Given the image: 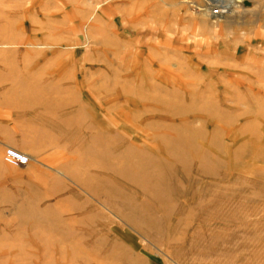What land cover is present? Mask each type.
Masks as SVG:
<instances>
[{
  "label": "rangeland",
  "instance_id": "obj_1",
  "mask_svg": "<svg viewBox=\"0 0 264 264\" xmlns=\"http://www.w3.org/2000/svg\"><path fill=\"white\" fill-rule=\"evenodd\" d=\"M209 3L0 0V264H264V0Z\"/></svg>",
  "mask_w": 264,
  "mask_h": 264
},
{
  "label": "built area",
  "instance_id": "obj_2",
  "mask_svg": "<svg viewBox=\"0 0 264 264\" xmlns=\"http://www.w3.org/2000/svg\"><path fill=\"white\" fill-rule=\"evenodd\" d=\"M214 4V3H212ZM220 9L216 8L213 5V10L212 13L213 15H217L219 13ZM4 158L11 163H14L16 165H20V164H25L27 162V157L20 153L19 151L11 148V147H6L4 149Z\"/></svg>",
  "mask_w": 264,
  "mask_h": 264
},
{
  "label": "bare ground",
  "instance_id": "obj_3",
  "mask_svg": "<svg viewBox=\"0 0 264 264\" xmlns=\"http://www.w3.org/2000/svg\"><path fill=\"white\" fill-rule=\"evenodd\" d=\"M212 3H214V4H212ZM231 3H233V0H210V3L207 4L206 8H208L209 13L211 15H213L212 10H213V5H214L216 8L220 9V11H219V13L217 15L214 14L213 17L214 16H221L224 12L228 11L229 6L231 5ZM228 156H229V154H228ZM26 157H27V160H28V156H26ZM228 163H229V161H228Z\"/></svg>",
  "mask_w": 264,
  "mask_h": 264
},
{
  "label": "crops",
  "instance_id": "obj_4",
  "mask_svg": "<svg viewBox=\"0 0 264 264\" xmlns=\"http://www.w3.org/2000/svg\"><path fill=\"white\" fill-rule=\"evenodd\" d=\"M30 111H31V109H30ZM22 118H24V117H22ZM27 121H28L29 123L26 124V129H27L26 131H27V133L25 134V137H27L28 141L31 143V117H27ZM99 121H100V120H98V121H96V122H97L98 125L100 126ZM98 125H97V126H98ZM8 144H10L9 147L13 146V147L17 148L18 151L20 150V152H29V153H31V149H25L24 147H27V146L24 145L23 143L21 144V143L18 142L17 140H15V141H11V143H8ZM13 147H12V148H13ZM17 149H16V150H17Z\"/></svg>",
  "mask_w": 264,
  "mask_h": 264
}]
</instances>
